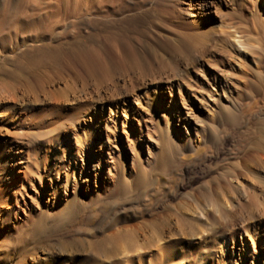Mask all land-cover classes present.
<instances>
[{"label":"rangeland","instance_id":"374dc122","mask_svg":"<svg viewBox=\"0 0 264 264\" xmlns=\"http://www.w3.org/2000/svg\"><path fill=\"white\" fill-rule=\"evenodd\" d=\"M87 1L0 0V70H9L11 83L15 73L10 71L14 65L24 61L30 46L20 43L21 32L15 29L25 28L29 24L24 20L36 12L35 4L55 2L62 11L71 12L80 9ZM134 1L147 4L151 0ZM177 1L190 4L189 0ZM208 1L212 2L203 3L205 8L199 9L197 6L194 11L188 8L190 5H183L187 11L180 18L176 13L172 15L180 27L173 26L171 32L160 31L157 38L171 42L181 40V43L175 45L176 49L162 47L160 50L154 45L152 56L156 62L149 60L153 65V74L143 79L137 76L139 70L131 74L118 73L111 79L100 77L96 80H87L81 73L72 71L63 75L59 82H50L44 91H21L23 95L20 92L19 98L24 97V100L10 105L3 99L5 95L1 85L9 80L0 76V149L8 140H12L14 148H18L24 143L18 135H29L24 146L29 152L39 148V173L36 172V176L42 179L38 181L36 194L34 190H27L29 195L36 198L29 209L24 207L27 216L22 210L15 214L18 210L14 206L17 203L16 195L10 194L12 215L0 218V264H169L174 262L172 254L175 250L191 258L188 261L175 260L171 264H194L198 255L205 252L203 248L206 245V258L214 251L221 253L223 244L219 238L222 235L234 239V252L241 245V240H247L246 247L253 249L258 237H264L262 218L260 233L249 226L251 235L239 237V222L243 219L249 223L253 217H261L258 210L264 206V91L255 89L264 83V0ZM200 2L202 0H196L197 4ZM175 9L182 13L179 7ZM253 15L254 18L251 17ZM137 20L139 25L147 27V17L142 16ZM81 28L85 30L87 26L82 24ZM203 34H210L211 52L204 57L206 59L197 60L202 57L196 37ZM15 41L19 42L15 44ZM216 44L226 47L228 57L215 53ZM182 56L186 60H197L193 69L195 74L190 71L185 74L186 77L179 74L183 68H179L182 66L179 64L182 63ZM206 60L213 65L216 63L214 70L221 69L229 74L237 71L239 78L241 76L242 82L235 79L241 90L219 97L215 101L216 106L238 101L245 106L259 103L258 108L253 112L255 116L250 121L240 122L239 127H217L216 132L212 133L214 143L207 152L199 155L185 152V159L179 160L176 169L168 172L162 147L165 142L162 126L168 121L170 102L166 91L171 85L178 86L180 81L200 85L204 80L203 71L210 65L204 63ZM173 69L176 73L172 72ZM158 72H162V76ZM171 77H175L174 80ZM132 81L137 89L131 87ZM208 84L214 88L211 82ZM159 86L163 88L161 93L156 89ZM111 91L115 95L110 99ZM166 94L167 97H162ZM98 95L105 98V101L97 103L104 107L95 129L101 137L93 135V139H98V145L90 146L91 149L87 146L79 148V140L93 127V120L87 116L88 111H84L93 112L94 107L91 104L86 106L85 101L91 96L96 100ZM187 96L203 122L209 123L206 113L210 115L216 112V108L211 104L207 106L206 96ZM173 99L182 105L184 94H177ZM6 106L11 109L5 114L3 109ZM195 121V129L191 133L201 131L207 140L211 127L206 128L200 120ZM147 131L152 135L149 136L152 138H149L150 141L145 138ZM172 131L180 144L183 129L173 126ZM73 158L78 159L77 172H83L85 178L81 181L71 179L72 185H66L64 172L67 166L70 168L72 165L69 161ZM112 176L114 178H110ZM59 178L64 182L60 189L63 195L47 206L48 197L38 196L39 192L48 195L46 190L57 185ZM65 190L67 197L64 196ZM90 191L92 194H89ZM222 193L233 197L230 200L231 208L225 209L220 204ZM24 199L28 201L26 197ZM4 207H0L2 215L6 213ZM229 216L235 222V231L231 234L220 227ZM161 220L166 221V227H169L163 228L165 234L175 235L159 243L155 241V226L162 223ZM191 229L195 231V239L184 237ZM136 237L141 242L149 243L150 248L129 253L126 257L118 256V247H128ZM231 246V241L224 244L225 256L231 255ZM150 256L151 263L148 262Z\"/></svg>","mask_w":264,"mask_h":264},{"label":"bare ground","instance_id":"6f19581e","mask_svg":"<svg viewBox=\"0 0 264 264\" xmlns=\"http://www.w3.org/2000/svg\"><path fill=\"white\" fill-rule=\"evenodd\" d=\"M173 2L174 1L172 0H151L146 4L139 3L137 1L135 2L134 0H88L86 4H84V6L82 5L80 7V9L72 10L71 12L69 10L62 11L61 8H59L58 4L55 2L47 3L45 5L35 4L34 11L36 12L32 15L27 16L26 20H24L25 23L27 22V24H29L25 26V28H20L19 30L15 29L16 32H21L20 39L22 41L20 43H27L30 45L28 50V56L25 57L24 61L14 65V68L12 69V71H10L15 73L13 75L12 83L9 80V70H0V76L9 80L5 81V79L3 78L5 82H3L1 85L3 87L2 90L5 97L2 98L8 101V104L10 105L16 104V102L24 100V97L19 98V93L21 91H23V93H35L37 90L44 91L45 87L48 86L50 82H59L62 79L63 75L71 73L72 71L76 74L81 73L87 80H96L100 77L111 79L118 73L131 74L134 73L135 70H139L137 76L141 77L142 79L146 76L153 74V65L151 64V62H149V60L155 58L152 56L154 52V45L160 47L159 49L161 50L162 47L175 48L176 44L179 45L181 43V40H173V42H171L168 39H158L160 37L158 36V33L160 31L171 32L173 31L172 27L179 24L178 20L175 21L172 15L176 13L180 18V16H182V14L187 11V9L182 7L183 5H190V7L188 8L191 11H194L197 9V6L199 7V9L205 8V5H203V3H211L212 1L209 2L208 0H202L200 4H197L196 0H189L190 4H185V2L183 4H180L176 0V2H174V5ZM81 3H78L79 6L81 5ZM174 6H176L177 8L179 7L180 10H182V13L181 11L175 9L176 7ZM138 16L147 17L146 28L138 24ZM251 17L254 18V15ZM184 23L185 22H183V24ZM82 24H85L87 26L85 30L81 28ZM66 28H69L68 31L66 30ZM209 36L210 34H203L196 37L199 40H197L201 50L199 54L202 57L199 59L196 58L197 60H202L204 57H206V55L208 57V54L211 52L209 49V47H211L209 45V43H211ZM18 42L15 41V44H17ZM214 47H217V49H215L216 52H213L222 55L228 54L225 49L226 47L222 45H217ZM182 59V63H179L182 64V66H179V68H183L182 70H180V73H178L182 74L185 77L187 76L185 74L189 73V71L190 73L195 74L196 72H194L195 70L193 71V69L197 60H194L193 58L186 60V58H184L183 56ZM204 63H206L207 65V60ZM208 64L210 65H207L205 67L206 69H204L203 71L204 80L202 79L200 85H197L196 83H191L189 81H180L178 86L171 85V88L166 91V93H169L170 102L168 106L169 110L167 111L168 121L165 126H162V134L165 140L164 145L162 147L163 151L165 152V166L169 168L168 172L176 169V165L178 164L179 160L185 159V152L190 151L191 153H193V155H199L200 153H203L205 151L207 152V150L210 149L211 145L214 143L212 133L216 132L217 127L221 129L226 126H232L233 128L239 127L242 121H250L255 116V114L253 113L254 110L258 108L259 103L245 106L242 102V104H239L238 101H228V105L224 104L216 106L215 101L219 100V97L223 98L224 95L228 93L230 94L231 91L237 90L238 92L241 90V87H239V85L235 82L236 78L239 80L237 82L242 81L240 80L241 76L239 78V72L237 73L236 71V73L234 72L229 74L228 72L226 73L220 68H217L220 70H214L213 68L216 69L217 67V65H215L216 63L214 65L211 63ZM178 69H176V71H179ZM172 72H175V70L173 69ZM159 74H161L162 76V72ZM134 77L137 79L135 75ZM167 77H169V75ZM174 78L172 79L174 80ZM134 81H132L131 87L137 89L136 83H134ZM209 82L212 83L214 88L209 87ZM22 83H24V86L20 85ZM263 88L264 83L263 85H261V87H255L257 91H264ZM156 89L160 90V93L163 92V88H161L160 86ZM98 90H96L95 92H97ZM96 94H98V92ZM177 94H184V99H182V105L184 107L181 104H178L177 101L173 99V97ZM189 94L190 97L206 96V102L208 103L207 106L211 104V107L214 106L216 108V112H213L210 115L206 113V116L209 117V123L203 122V118H201V116L194 110L193 106L195 105H193L192 100L189 99V96H187ZM114 95L115 92L111 91V95L109 98H114ZM101 97L102 96L98 95L97 99L94 100L91 99L93 98L91 96L89 100L85 101L86 106H90L89 104H91L94 107L93 112H89V110L84 111L85 113L88 111L87 116H89L93 120V127L90 129V133H85L83 137L79 140V148L87 146L89 149H91L90 146L93 147L98 145V139H93V135L101 137V135H99V132L95 130L98 127L97 119H99L103 114V105L97 104L99 101H105V98L103 99ZM162 97H167V94ZM162 102L163 100L161 99V103ZM188 107L189 109H187ZM197 107L199 109V106ZM114 108L117 109L116 106ZM10 109L11 107H4L3 113L6 114L7 111ZM84 112L83 114H85ZM78 115L80 116L81 113H78ZM195 120H200V123H202L203 126H205L206 128L211 127L210 129L212 131H209L210 133L208 134V136L210 137L207 140H205V136L201 135V131L198 132L196 130L195 134L191 133V130L195 129L197 123V121ZM173 126H180V128L183 129V132H181L182 137L180 144H178L177 140L175 139L174 133L172 131ZM148 133L149 132L147 131L145 135V138L147 139L151 138L149 136H152ZM18 136L22 138V140H24V143L18 146V148H14V142L12 140H8L1 146L0 149V207L6 206V208L4 207L6 213L2 215L0 212V218L2 219H5L6 217L12 215V212L10 211L12 209L11 205L13 204L9 202L11 200V193H14L16 195L15 201L17 203H14V206H16L18 210L15 211V214H17L19 210H22L23 214L27 216V214L24 213V207L25 209H29L31 207V204L36 199L35 196L31 194L29 195L27 190H34V193L36 194L35 189L37 187L38 181L41 182L42 180L36 176V172L39 173V170L37 169V156L40 152L39 148L37 149L38 151L35 149V151L32 150L33 152L27 151V147H25L24 144L30 138L29 135L22 133ZM77 161V158L71 159L69 162L72 165H70V168L68 166L66 167V171L64 172V180L66 185H68L69 183L72 185L71 179H74L73 181L77 179L81 181L85 178L83 172H77V170L79 169ZM7 171L9 172L8 174H6ZM78 176H80V178ZM110 178L114 177L112 176ZM63 183L64 182H62V180L59 178L57 185L51 186L49 189L46 190V192H48V195H46L45 192L40 191L38 196L42 197L43 195V197H48L46 205L50 206L53 200L54 202H56L59 200L61 194L63 195V192L60 190L62 187L61 185ZM89 194H92L91 191L89 192ZM64 196L67 197V190H65ZM24 197H26L28 201L24 199ZM220 198V204L222 205V207H224L225 209L231 208L230 200L233 197H229V194L227 195L222 193ZM19 202L20 205L18 204ZM258 211L261 217H253L251 222L249 223H245L243 219L239 222V225L241 226L239 237H241V235L243 234L251 235L249 234L248 230L249 226H251V229L254 228V232H258V230H261L263 228V225H260V220L261 218L264 219V206ZM226 219L228 221L226 220L225 224L223 223L222 226H219L221 228H224L223 231L225 230V233L231 234L235 231V222L230 216ZM155 227V229H157V236L155 241L159 243L167 237L172 238L175 235L173 233H168V235H166V232L163 231V228L166 227V221H162V223L157 224ZM184 235H186L184 236L186 238H194L195 231L191 229L188 233ZM229 237L227 235H222L219 238L220 242L223 244V247L220 250L221 253L214 251L210 256L206 258V254L208 253L206 245V247L204 246L203 248L205 252L198 255V258H196L195 262L193 263L264 264V237H258V241L256 242V244L254 243L255 246L253 247V249H249L246 247L247 240H241V245L237 246V250L235 252V241L233 238L229 239ZM229 241H231L232 252L230 256H225L224 244H227V242ZM167 246L165 248H167ZM148 248H150L149 243L141 242L136 237V240H133V242H131V245H129L128 247H125V245H120L117 250L119 251L118 256L123 255L126 257V255L129 253H137ZM172 255L174 262L172 261L169 264L175 263V260L188 261L191 258L190 255L182 256V252L180 250H175ZM148 262H152L151 256L148 258Z\"/></svg>","mask_w":264,"mask_h":264}]
</instances>
